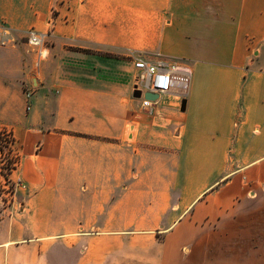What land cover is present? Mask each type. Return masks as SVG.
<instances>
[{
	"label": "crops",
	"instance_id": "0c3cea01",
	"mask_svg": "<svg viewBox=\"0 0 264 264\" xmlns=\"http://www.w3.org/2000/svg\"><path fill=\"white\" fill-rule=\"evenodd\" d=\"M0 26V264H264V0H0ZM105 50L187 65V94L143 106Z\"/></svg>",
	"mask_w": 264,
	"mask_h": 264
},
{
	"label": "built area",
	"instance_id": "2783aa9c",
	"mask_svg": "<svg viewBox=\"0 0 264 264\" xmlns=\"http://www.w3.org/2000/svg\"><path fill=\"white\" fill-rule=\"evenodd\" d=\"M25 39L30 49L36 53L35 63L39 66L40 61L47 55L44 34L30 29ZM13 41L11 33L5 27L0 26V45ZM132 61L136 71L132 87L142 99L143 106L153 105L164 95L173 94L182 99L187 94L191 78L187 65L165 59L151 60L145 57H134ZM145 93H154L158 97L154 100L147 99L144 97ZM0 130L6 135L9 132L6 128H0Z\"/></svg>",
	"mask_w": 264,
	"mask_h": 264
},
{
	"label": "rangeland",
	"instance_id": "374dc122",
	"mask_svg": "<svg viewBox=\"0 0 264 264\" xmlns=\"http://www.w3.org/2000/svg\"><path fill=\"white\" fill-rule=\"evenodd\" d=\"M50 46V41L45 39V47L47 48V55L43 59V61L48 60L51 64L52 56L50 50H48ZM102 60L105 63V76H109L112 78H130L132 81L134 80V75L136 73L133 68V58L134 57H142L140 54H117L113 52L104 51L101 52ZM38 65L35 63V69L37 70ZM115 68V69H114ZM49 72H51V66L48 67ZM134 95L139 96L138 93L134 92ZM0 128H6L9 132L8 134H3V131L0 130V219L4 218L5 215L12 213L13 210H16L21 207L22 197L20 194L24 189L22 186L24 182L19 178L18 172L14 169L18 164V160L20 157L19 154V146L18 144L13 142L11 144L12 150L7 152L4 147V143H9L11 138L13 137L12 131L5 127L1 126ZM4 147V154L1 153V149ZM8 161H12V166L14 169L9 172L7 170Z\"/></svg>",
	"mask_w": 264,
	"mask_h": 264
},
{
	"label": "trees",
	"instance_id": "16d2710c",
	"mask_svg": "<svg viewBox=\"0 0 264 264\" xmlns=\"http://www.w3.org/2000/svg\"><path fill=\"white\" fill-rule=\"evenodd\" d=\"M6 142H8V141H6ZM6 142L4 143L5 150L7 152H10L12 150L11 144H13V142H14V137L11 138V141H9V143H6ZM4 147L1 149V153H3V154H4ZM7 164H8L7 170L9 172H11V170L14 169V167L11 165L12 161L11 162L8 161Z\"/></svg>",
	"mask_w": 264,
	"mask_h": 264
},
{
	"label": "water",
	"instance_id": "95a60500",
	"mask_svg": "<svg viewBox=\"0 0 264 264\" xmlns=\"http://www.w3.org/2000/svg\"><path fill=\"white\" fill-rule=\"evenodd\" d=\"M144 97L147 98V99L154 100V99H156L158 97V95L154 94V93H145ZM184 105H185V100L183 99L181 101V109L182 110L184 109Z\"/></svg>",
	"mask_w": 264,
	"mask_h": 264
}]
</instances>
